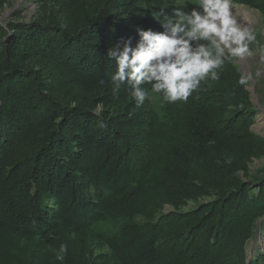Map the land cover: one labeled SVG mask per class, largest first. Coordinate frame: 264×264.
Here are the masks:
<instances>
[{"label":"trees","instance_id":"obj_1","mask_svg":"<svg viewBox=\"0 0 264 264\" xmlns=\"http://www.w3.org/2000/svg\"><path fill=\"white\" fill-rule=\"evenodd\" d=\"M37 1L0 21V264H264L246 255L264 234V136L236 63L186 101L144 84L138 106L127 83L113 92L107 49L162 31L180 0ZM233 3L264 23V0Z\"/></svg>","mask_w":264,"mask_h":264},{"label":"clouds","instance_id":"obj_2","mask_svg":"<svg viewBox=\"0 0 264 264\" xmlns=\"http://www.w3.org/2000/svg\"><path fill=\"white\" fill-rule=\"evenodd\" d=\"M192 4L196 6L185 11L188 0H180L174 14L160 20L162 31L137 29L134 43L124 39L107 49L117 66L111 78L114 93L127 83L139 106L150 98L142 85L150 84L151 93H162L165 102L186 101L201 81L209 76L219 79L217 69L226 58L252 54L249 45L256 40L255 32L239 22L233 0H192ZM247 79L242 76L239 83L244 85ZM67 251V244H61L56 259L63 261Z\"/></svg>","mask_w":264,"mask_h":264},{"label":"rangeland","instance_id":"obj_3","mask_svg":"<svg viewBox=\"0 0 264 264\" xmlns=\"http://www.w3.org/2000/svg\"><path fill=\"white\" fill-rule=\"evenodd\" d=\"M39 10L37 0H0V21H29L35 18ZM233 12L242 25L247 24L254 30L255 35L258 34L260 37L256 35V40L249 45L252 54L245 57L246 64H243L241 58L231 59L236 63L239 71L248 78L246 88L250 92L251 101L257 111L251 129L255 133L264 136V23L261 14L257 10L245 5L234 4ZM243 16L246 19H243ZM263 164V160H253L250 168L254 170ZM262 222H264V218H262ZM257 251L264 253V234L259 231V228L256 229L254 236L247 242V259H253Z\"/></svg>","mask_w":264,"mask_h":264},{"label":"bare ground","instance_id":"obj_4","mask_svg":"<svg viewBox=\"0 0 264 264\" xmlns=\"http://www.w3.org/2000/svg\"><path fill=\"white\" fill-rule=\"evenodd\" d=\"M243 19H246L245 16H243ZM242 62H243V64L247 63L245 58L242 59Z\"/></svg>","mask_w":264,"mask_h":264}]
</instances>
